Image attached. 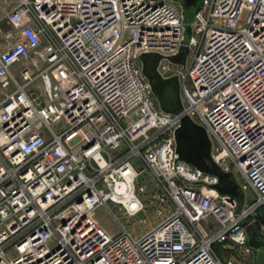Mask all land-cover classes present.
<instances>
[{
	"label": "built area",
	"instance_id": "2783aa9c",
	"mask_svg": "<svg viewBox=\"0 0 264 264\" xmlns=\"http://www.w3.org/2000/svg\"><path fill=\"white\" fill-rule=\"evenodd\" d=\"M153 54L176 114L142 74ZM184 119L241 200L179 157ZM263 227L264 0H199L189 21L175 0H15L0 17V264H262Z\"/></svg>",
	"mask_w": 264,
	"mask_h": 264
},
{
	"label": "water",
	"instance_id": "95a60500",
	"mask_svg": "<svg viewBox=\"0 0 264 264\" xmlns=\"http://www.w3.org/2000/svg\"><path fill=\"white\" fill-rule=\"evenodd\" d=\"M193 3L194 0H183L184 8L193 6ZM187 53V47L182 46L180 54L169 58V60L175 64L184 65ZM160 59L161 57L156 54L141 56L142 74L147 79L160 110L164 113L176 114L181 110L178 80L176 77L164 80L159 76L156 67ZM175 141L177 152L182 160L206 173L216 175L219 180L216 186L217 190L222 194H228L241 200L238 186L230 178V175L220 172L217 167L210 163V144L202 128L184 119L182 126L175 133ZM224 180H227L229 184L222 185ZM249 245L253 248H258L261 245L256 241L254 232L250 236ZM259 260L264 264V256L260 255Z\"/></svg>",
	"mask_w": 264,
	"mask_h": 264
},
{
	"label": "rangeland",
	"instance_id": "374dc122",
	"mask_svg": "<svg viewBox=\"0 0 264 264\" xmlns=\"http://www.w3.org/2000/svg\"><path fill=\"white\" fill-rule=\"evenodd\" d=\"M175 1H178L180 3L183 4V0H175ZM196 3V1L194 0V3L193 5ZM189 19V18H186V20ZM191 19V18H190ZM189 19V20H190ZM187 20V21H189ZM238 185V184H237ZM244 193V197L247 198V197H250L251 196V193L250 191H243ZM95 217L96 219H98L101 224L103 225V227L110 233L112 232H115L116 231V226L114 225V223L112 222V220L106 215L104 209H99L97 210L96 214H95ZM148 223L146 225H143V224H140L137 219H134L131 221V227L132 228H136V230H138V232H145L146 230H148L150 227L153 226V224L155 223L156 219L154 216H150L148 218ZM263 237H264V227H263V230H262V234H261Z\"/></svg>",
	"mask_w": 264,
	"mask_h": 264
},
{
	"label": "crops",
	"instance_id": "0c3cea01",
	"mask_svg": "<svg viewBox=\"0 0 264 264\" xmlns=\"http://www.w3.org/2000/svg\"><path fill=\"white\" fill-rule=\"evenodd\" d=\"M14 2L15 0H0V17L12 7Z\"/></svg>",
	"mask_w": 264,
	"mask_h": 264
},
{
	"label": "trees",
	"instance_id": "16d2710c",
	"mask_svg": "<svg viewBox=\"0 0 264 264\" xmlns=\"http://www.w3.org/2000/svg\"><path fill=\"white\" fill-rule=\"evenodd\" d=\"M196 3L193 6H189V7H185V17L186 18H192L193 14L195 13V11L199 8V0H195ZM187 19V20H189Z\"/></svg>",
	"mask_w": 264,
	"mask_h": 264
},
{
	"label": "flooded vegetation",
	"instance_id": "af4514ba",
	"mask_svg": "<svg viewBox=\"0 0 264 264\" xmlns=\"http://www.w3.org/2000/svg\"><path fill=\"white\" fill-rule=\"evenodd\" d=\"M228 184H229V182L227 180L222 181V185L226 186Z\"/></svg>",
	"mask_w": 264,
	"mask_h": 264
},
{
	"label": "bare ground",
	"instance_id": "6f19581e",
	"mask_svg": "<svg viewBox=\"0 0 264 264\" xmlns=\"http://www.w3.org/2000/svg\"><path fill=\"white\" fill-rule=\"evenodd\" d=\"M199 7V6H198Z\"/></svg>",
	"mask_w": 264,
	"mask_h": 264
}]
</instances>
